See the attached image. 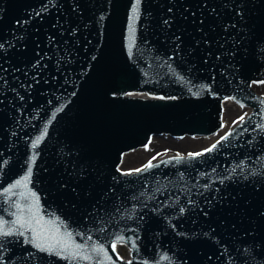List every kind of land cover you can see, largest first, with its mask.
<instances>
[{"label":"water","instance_id":"obj_1","mask_svg":"<svg viewBox=\"0 0 264 264\" xmlns=\"http://www.w3.org/2000/svg\"><path fill=\"white\" fill-rule=\"evenodd\" d=\"M135 2L0 0V264H264V0H140L130 20ZM30 207L91 259L26 242Z\"/></svg>","mask_w":264,"mask_h":264},{"label":"snow or ice","instance_id":"obj_2","mask_svg":"<svg viewBox=\"0 0 264 264\" xmlns=\"http://www.w3.org/2000/svg\"><path fill=\"white\" fill-rule=\"evenodd\" d=\"M140 0H136V2L133 4L132 8V14L130 16V20H134L138 15V5ZM167 23V21H165ZM264 103V101H262ZM245 119L244 116L239 117V122H243ZM238 121H234L233 123H237ZM259 127L264 128V125H260ZM227 136H222L220 138V141L225 140ZM41 138H38L37 140L33 141L32 147L36 148L37 145L41 142ZM220 141H217L216 143L212 144L209 148L204 149L203 152H197V153H189V156H201L204 152H211L214 149L217 148ZM155 159V157H153ZM176 159H180L179 156L176 157ZM152 161H149L146 165H144V168H150L152 167ZM134 171L139 172L142 171V169H135ZM30 173L31 168L29 167V174L23 177L21 180H17L12 187H27V182L30 180ZM7 191V189L5 190ZM16 207L19 209L20 206L16 205ZM29 213L27 217L24 214V211L21 209L20 214L16 216V219L13 221L15 225H18L20 229H26L32 233L31 238L27 240L26 242L33 244L35 248H37L40 251H47L49 253H55L56 255L64 254L65 258L69 260L73 259H82V260H89L91 257L82 255L80 251L79 245H74L70 238H66L65 236L61 235L59 233V230H52L49 228H46L44 224L42 223L43 218L37 217L36 213L33 211V209L29 208ZM181 211H184V209H181ZM13 232L11 229L5 230L4 225L2 222H0V236H7L12 235ZM23 235V232L19 233ZM120 239L119 237L117 238ZM116 242H113L112 249L115 250ZM93 251H103V249H93ZM108 259H111L109 257Z\"/></svg>","mask_w":264,"mask_h":264},{"label":"rangeland","instance_id":"obj_3","mask_svg":"<svg viewBox=\"0 0 264 264\" xmlns=\"http://www.w3.org/2000/svg\"><path fill=\"white\" fill-rule=\"evenodd\" d=\"M255 88H256V90L255 91H257V92H259V93H261L260 91H262V93H263V90H264V84H263V82L262 83H258L257 82V84H255ZM261 93V94H262ZM226 102V101H225ZM227 103H231V106H233V108H235V107H238V108H241V107H239L238 106V104L237 103H235V102H233V100H228L227 101ZM228 104V105H229ZM242 109V108H241ZM240 110V109H239ZM238 110H236V112H230L231 114H228L229 116H228V118H227V121L226 120H224V123H226V126H224L223 128L225 129V127H227L228 125H230V123H229V121H231V119L233 118V117H235L236 116V113H237V115H238V112H237ZM234 115V116H233ZM224 116V115H223ZM223 116H222V118H223ZM227 117V116H226ZM226 121V122H225ZM222 128V129H223ZM202 135H204V136H202V137H200L201 135H197L198 137L196 138L195 137V139H197V140H195V142L196 141H198L199 143H195V142H193V143H195L194 145H192L193 143L192 142H190V140L191 139H193V141H194V138H184V140H183V142L185 143V146H183V145H180V147L182 146L183 147V149H185V148H195V146L196 147H198V146H200V145H203V144H205V143H208L209 144V142H211V141H213L214 140V138H215V136H217V134L216 133H208V134H202ZM207 135H209V136H207ZM206 136V137H205ZM167 137H169V135H164V136H159V137H157V138H159V144H158V146L157 147H152L151 146V148L149 147V150H147V145H146V147H137V148H135V149H132V150H127V152H125V158L123 159V162L121 163L122 165L121 166H127V165H130V164H134V163H138V164H136L135 166H128V167H121V168H136V167H138V166H140L143 162H145L144 160L146 159V158H148V155L152 152V151H154L153 149H155V148H158V147H163V146H168L170 143H171V141H174V140H179V139H175V138H167ZM181 140V139H180ZM134 154V155H133ZM133 156H136V157H138V158H136L135 160H133L132 162H131V160H129V159H131V157H133ZM125 160V161H124ZM136 161H138V162H136ZM124 163V164H123ZM118 249H117V251L118 252H120V254L123 256H127V253H128V251H127V247L126 246H124L123 245V243L122 244H119L118 246Z\"/></svg>","mask_w":264,"mask_h":264},{"label":"bare ground","instance_id":"obj_4","mask_svg":"<svg viewBox=\"0 0 264 264\" xmlns=\"http://www.w3.org/2000/svg\"><path fill=\"white\" fill-rule=\"evenodd\" d=\"M253 87H254V90H256V86L255 85H253ZM261 93H262V91H260ZM263 92H264V90H263ZM224 104V107H223V109H224V111H223V114H224V116H223V118L222 119H224V120H226L227 121V118H228V114H231L230 112H236V110H238L237 112H238V115L239 114H241V112H242V109L241 108H238V107H235V108H233V106H231V103L229 104V103H227V101L226 102H224L223 103ZM229 104V105H228ZM240 109V110H239ZM244 109V108H243ZM237 114V113H236ZM227 116V117H226ZM234 116V115H233ZM225 121V122H226ZM227 123V122H226ZM226 123H225V126H226ZM226 128V127H225ZM218 132H220V130L218 131ZM202 136H204V135H201L200 137H202ZM207 136H209V135H207ZM157 137H159V136H155V137H153V138H151L150 139V142H149V144H146L147 145V150H149V147L151 148V146L152 147H157L158 146V142H159V138H157ZM194 138V141H193V139H191L190 140V142H195V140H197V139H195V137L197 138L198 136H197V134L195 135H189V136H184V137H180V138H175V139H179L178 141L177 140H174V141H171V143L167 146V149L168 150H166V152L167 153H169V152H171V151H178V152H180L181 151V149L182 150H186V148L185 149H183V147L181 146L180 147V145H183V146H185V143L183 142V140H184V138ZM206 137V136H205ZM167 138H173V137H171V135L169 136V137H167ZM181 139V140H180ZM199 141V140H198ZM198 141H196L195 143L197 144V143H199ZM195 143H193L192 145H194ZM180 144V145H179ZM207 144L208 143H205V144H203V145H200V146H198V147H196L195 146V148H187V149H191V150H195V149H199L200 147L202 148V147H205V145L207 146ZM164 147V146H163ZM161 149V147H158V148H155V149H153L154 151L155 150H157V149ZM134 155V154H133ZM125 158V155L123 154V157H122V159H124ZM136 158H138V157H136V156H133V157H131V159H129V160H131V162L133 161V160H135ZM137 160V159H136ZM125 161V160H124ZM123 162V160H121V163ZM136 162H138V161H136ZM124 164V163H123ZM136 164H138V163H132V164H130V165H127V166H121V167H128V166H135Z\"/></svg>","mask_w":264,"mask_h":264}]
</instances>
